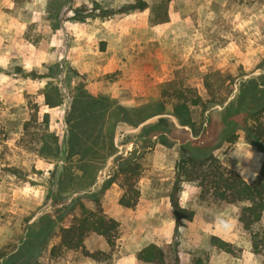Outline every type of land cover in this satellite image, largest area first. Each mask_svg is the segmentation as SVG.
<instances>
[{
    "label": "rangeland",
    "instance_id": "rangeland-1",
    "mask_svg": "<svg viewBox=\"0 0 264 264\" xmlns=\"http://www.w3.org/2000/svg\"><path fill=\"white\" fill-rule=\"evenodd\" d=\"M135 1L0 0V258L17 249L29 221L40 211L51 212L58 197L79 199L37 264H145L137 253L151 243L162 248L165 264H194L197 258L264 264L238 222L247 203L202 198L196 182H185L180 205L195 215L176 223L169 195L178 146L156 145L145 153L140 197L131 208L119 203L120 181L109 182L114 158L142 144L115 143L118 126L131 124L113 126L107 116H93L80 129L85 156H69L67 119L80 88L141 117L159 109L173 115L183 103L200 126L204 102L214 101L211 111L217 115L240 80L262 72L264 0H172L162 23L151 18L160 0H145L144 11L121 13ZM49 100L59 105L51 107ZM245 134L240 131L214 155L252 182L264 167V139L250 145ZM87 193H97L103 214L120 224L113 246L96 233L86 236V251L99 261L61 244V228L96 211ZM261 229L264 213L256 226ZM213 236L232 244L235 253L212 246Z\"/></svg>",
    "mask_w": 264,
    "mask_h": 264
},
{
    "label": "trees",
    "instance_id": "trees-1",
    "mask_svg": "<svg viewBox=\"0 0 264 264\" xmlns=\"http://www.w3.org/2000/svg\"><path fill=\"white\" fill-rule=\"evenodd\" d=\"M172 0H160L151 18L157 22H166L168 19V5ZM149 8L145 0H136L134 3L125 4L121 13L144 11ZM115 14V12H112ZM261 73L242 79L237 92L228 101L217 115L212 113L216 103L208 100L203 104V122L200 126L192 120L186 104H178L173 115L179 123L189 128H178L169 118H161L155 123L145 126L141 133L126 136L124 141H141L136 148L128 154H121L114 158L113 182L117 178L124 189L119 203L127 208L136 206L140 197L138 182L142 174V160L145 153L156 145L166 148L179 147V159L176 163V175L169 195L176 223L192 221L194 211L180 205V194L185 182H196L202 198H214L229 204H242L238 222L245 232L251 236L252 253L264 260V229L256 230L264 213V167L254 181L248 182L237 172L228 169L218 162L214 152L225 143H232L238 138L240 131H245L248 144L254 145L264 139V59L260 64ZM73 99L71 111L68 115L69 126V156L74 154L84 155L82 125L93 116L111 119L113 126L116 122L125 121L132 126H137L147 118L162 112L161 109L143 116L136 110L125 109L113 104L108 97L93 96L88 92L78 90ZM197 101L195 105H197ZM51 107L59 102H47ZM48 117V116H47ZM114 147L112 145L111 150ZM108 155L111 156L113 151ZM60 154L56 147L54 155ZM83 156V157H84ZM102 169L100 167L97 173ZM106 183V182H105ZM96 204V211L77 218L75 222L61 228V244L68 249H81L83 254L99 261L97 254H89L84 246L86 236L93 232L104 237L110 246L115 245L119 232V222L103 214L99 195L87 193L84 195ZM78 199L68 202L66 199L55 197L52 211L46 212L33 223H28L25 233L17 249L12 253L2 255L0 264H37L44 248L51 240L67 213L76 207ZM211 245L218 249L234 254L236 249L232 244L218 237L211 238ZM137 259L145 264H165V254L162 248L154 243L143 247L137 253ZM194 264H208L207 260L197 258Z\"/></svg>",
    "mask_w": 264,
    "mask_h": 264
},
{
    "label": "water",
    "instance_id": "water-1",
    "mask_svg": "<svg viewBox=\"0 0 264 264\" xmlns=\"http://www.w3.org/2000/svg\"><path fill=\"white\" fill-rule=\"evenodd\" d=\"M251 76H246L244 79H248L250 78ZM233 98V97H232ZM231 98V99H232ZM230 99V100H231ZM229 100V101H230ZM161 118H169L174 124L176 127L178 128H185L187 130H189L188 127L186 126H183L179 123L178 119L174 116V115H169V114H157V115H154L150 118H147L146 120H144L143 122L139 123L137 126H132V125H128L126 123H121L119 126H118V130H117V133L115 135V143L117 144L118 146V142L119 140L125 138L126 135L128 134H134V135H137L139 133H141L142 129L147 126V125H150V124H153L155 123L157 120L161 119ZM112 160H113V157H111L109 160H108V164H107V167H109L112 163ZM105 175V173L103 174ZM44 213L43 212H38L37 214H35V216L29 221V223H33L34 221H36L40 216H42ZM14 252V251H13ZM12 253V252H11Z\"/></svg>",
    "mask_w": 264,
    "mask_h": 264
}]
</instances>
